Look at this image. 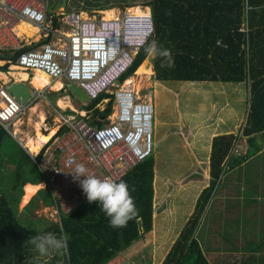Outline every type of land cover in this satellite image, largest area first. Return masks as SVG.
<instances>
[{"label":"trees","instance_id":"trees-1","mask_svg":"<svg viewBox=\"0 0 264 264\" xmlns=\"http://www.w3.org/2000/svg\"><path fill=\"white\" fill-rule=\"evenodd\" d=\"M145 4L151 8L154 32L118 78L119 83L133 70H142L144 60L150 58L160 80H234L247 82L250 87L248 115L241 132L212 137L208 184L199 193L188 225L161 264H264V252L260 250L264 248V149L259 150L255 141L264 130V0H148ZM88 9L83 6L81 11ZM50 39L42 38L13 50L0 49V59L4 60L0 71L9 63L15 64L22 50ZM152 41L170 50L172 67H161L164 58H153L145 52ZM105 95L110 94H98L81 109L92 110ZM111 111L110 100L102 111L94 109L92 114L105 118ZM243 135L248 140L245 147L238 143ZM6 137L0 139V144ZM236 143L237 150L233 149ZM153 161L151 153L115 180L127 183L138 209L135 219L120 228L110 226L98 202L90 204L87 200L70 213L61 214V223L48 221L49 225L30 227L17 214V203L22 184L40 182L41 174L36 171L25 175L18 170L3 191L0 180V264H21L33 255L30 249L34 246L28 239L48 232L69 236L65 263L60 264H103L125 252L153 230ZM243 162L239 181L221 180L220 173ZM43 189L49 191L43 202L52 204L49 188H39L28 201V209ZM205 230L210 231V237H202Z\"/></svg>","mask_w":264,"mask_h":264},{"label":"built area","instance_id":"built-area-1","mask_svg":"<svg viewBox=\"0 0 264 264\" xmlns=\"http://www.w3.org/2000/svg\"><path fill=\"white\" fill-rule=\"evenodd\" d=\"M51 4L53 0H0V49L22 47L36 41L32 39L36 35L37 40L50 37L19 52L15 62L26 70L46 71L52 79H61L62 86L63 79L76 83L90 101L102 92L110 94L101 97L92 110L81 109L73 115L61 112V134H54L37 151L27 152L60 218L87 200L79 182L73 180L76 164H84L90 175L116 180L153 150V102L140 100L128 86L116 85V80L152 36L154 24L148 12L122 9L114 18H97L66 7L55 13ZM20 22L37 27V33L19 35ZM5 84L0 82V127L10 132L8 127L26 106L15 100ZM47 87H36L32 97H46ZM110 100V114L105 118L96 114L95 120L102 124H93L88 115L94 109L102 111ZM237 148L238 143L233 149Z\"/></svg>","mask_w":264,"mask_h":264},{"label":"rangeland","instance_id":"rangeland-1","mask_svg":"<svg viewBox=\"0 0 264 264\" xmlns=\"http://www.w3.org/2000/svg\"><path fill=\"white\" fill-rule=\"evenodd\" d=\"M100 1L104 2L107 0ZM147 1L121 0L119 2V10L123 9L121 8L122 6L126 7L127 3L131 4V6L134 3H138L139 6L146 7L145 3ZM53 7L51 4V10ZM82 7L83 0H68L66 4V10L72 8L78 10ZM129 7L126 10H130ZM92 8L85 11L84 15L87 14L90 17L95 16L97 18L105 15L106 11L102 12L103 10ZM112 10L118 14L117 9ZM144 10L151 11V8L149 6ZM36 39L38 37L34 38V40ZM0 63H2L1 59ZM11 64L13 63L7 64V72L10 70L9 66ZM142 67L143 69L139 72H134L133 70L129 74L132 77V81L126 86L131 88L136 95H139L140 100H151L154 106L152 117L153 150L151 152L154 157L153 230L148 236L130 246L125 252L117 253L103 264H161L164 261L174 241L178 238L182 229L188 225V220L193 216L201 189L208 184L205 171L209 169V146L213 135L209 136L208 139L204 138V135L213 129H215V133H217V130L220 131L218 133L241 132L246 121V110L250 104L247 82H245L247 84L245 87V84L237 83L242 81L234 80H210L203 84H200V82L191 84V81L178 79L160 80L156 77L155 70L152 69L153 64L150 58L144 60ZM26 71L32 76V71ZM9 76L10 74H7L6 77L0 78V81H6ZM11 77L15 80H20L12 75ZM28 81L31 83L30 78ZM125 81L126 78H123L121 83L124 85ZM116 82V85L120 84L118 80ZM200 86H204L205 89L201 90ZM33 87L35 90L36 86L33 85ZM47 88L48 90L55 89L52 87ZM60 98H63L67 106L62 107L59 105ZM82 104L86 103H82L76 97L70 95L58 97L57 104H51L47 97L31 98L29 104L26 105L27 109L25 108L16 118L19 122L16 127L20 128L18 134H14L15 131L12 124L11 127H8L10 132H5L8 137L4 138L0 144L2 191L7 189L12 180H14L13 176H15L16 171L19 170L21 174L25 175H33L34 172H38L36 165L32 161L23 162L18 166L19 168L17 167L16 163L20 151L17 140L22 141L23 136L33 137L36 135V124L41 120V116H45V119L40 123L42 130L40 131L48 135V129L56 127L55 136L58 135V130L61 126L60 113H70L68 110H71L73 115L76 111L81 110ZM105 106V104L102 105V108ZM91 114L88 115L89 120H95L96 116L93 117ZM202 121L201 128L200 126L191 127L192 130L196 128L194 133L195 146L199 151L196 153L193 143H191V135L184 134L187 128L183 124L192 125ZM180 125H183V131H181ZM188 139H190L189 143L186 142ZM198 139H200V143ZM204 139H206V143ZM255 141L258 149L262 151L264 148V132H262V135L257 136ZM202 143H204L203 145L206 146V149L202 146L200 147ZM238 143L240 145L243 144V147L247 146V135H243ZM26 152H28L27 149ZM236 167L228 168L225 172L220 173L221 180L225 182L229 179L232 180L231 171L233 169L237 171ZM40 182H42L41 185L24 186L25 195H20L17 203V214H21L23 219H25L22 222L33 228L49 225L50 222L48 221L60 223V218L55 208L52 207L53 202L46 205L42 200V198L49 197L47 189H43L41 193L35 195L36 202L34 201L28 209V201L34 195H31L33 191L45 188L43 177ZM27 209L28 211L31 209V212H28ZM49 210L55 212L53 217H51ZM198 232H200V226ZM201 235L202 237H210V231L205 230ZM30 250L33 255L24 258L21 264L65 263L64 255H57L53 252L50 255L40 256L35 248Z\"/></svg>","mask_w":264,"mask_h":264},{"label":"clouds","instance_id":"clouds-1","mask_svg":"<svg viewBox=\"0 0 264 264\" xmlns=\"http://www.w3.org/2000/svg\"><path fill=\"white\" fill-rule=\"evenodd\" d=\"M145 52L153 58H164L161 61V67H172L170 50L161 48L156 41H152L145 48ZM71 173L73 180L79 182L83 193L86 195L87 202L90 204L93 202L99 203L101 211L109 218L111 227H125L128 221L135 219L138 215L134 198L131 196L125 181L117 182L107 177L102 179L95 175H90L84 164H76ZM68 240L69 236L66 233L57 236L52 232H48L31 236L28 239V243L34 246L40 256L50 255L53 252L62 256L67 251Z\"/></svg>","mask_w":264,"mask_h":264},{"label":"bare ground","instance_id":"bare-ground-1","mask_svg":"<svg viewBox=\"0 0 264 264\" xmlns=\"http://www.w3.org/2000/svg\"><path fill=\"white\" fill-rule=\"evenodd\" d=\"M146 7H148V6H146ZM146 7L139 6V4H138V6H136V7H134V6L133 7H129V9H130L129 11L136 12V13H141V12L151 13L150 10H144ZM105 15H106V18H114V17L117 16L116 12L114 10L105 12ZM32 26L29 23L20 22L17 25V33L19 35L21 33H25L26 36L32 37L38 31L37 27H35V26L32 27ZM9 67H10L9 72L0 73V77L1 78L6 77V74H10V75H12V76H14V77H16L18 79L30 78L32 84L35 85L36 87H42V86H45V85H49L50 87L52 86V88L58 89V88H60L62 86V81L60 79H52L50 77V75L46 71H43L40 68L33 69L32 70V76H31V75L28 74V72L26 71V69L24 67H22L21 65H19L17 63H15V64L13 63ZM131 81H132V77L131 76L127 77L124 86L125 85H129V83H131ZM59 105H61L62 107L67 106L66 103H64L63 98H60ZM70 105H71V103H70ZM31 112H33V111H31ZM43 119H45V116H41V120L39 121V123L36 124V129H37L36 137L35 138L27 137L23 141L24 146H26V148L31 150V151H37L38 148L41 146V143L49 141L50 138L53 136V134H55V132L57 131V128L48 129L49 134L48 135L43 134L41 132L42 130H41V127H40V123L43 121ZM31 120H32V118H31ZM18 123L19 122L16 119L13 122L15 133H18V130L20 129V128L19 129L16 128ZM23 194H24V191H23ZM49 211H50L51 217H53L55 212L53 210H49Z\"/></svg>","mask_w":264,"mask_h":264},{"label":"water","instance_id":"water-1","mask_svg":"<svg viewBox=\"0 0 264 264\" xmlns=\"http://www.w3.org/2000/svg\"><path fill=\"white\" fill-rule=\"evenodd\" d=\"M67 0H56L53 7V12L58 13L62 9L66 7ZM152 69H154L152 67ZM6 89L14 96L15 100L18 103H21L22 105H28L31 97L33 95L34 87L25 79L21 80H15L12 77H10L6 81ZM48 90V89H47ZM46 90V97L49 98V100L53 104L58 103V97H63L66 95L74 96L82 103H88L90 102L89 96L86 94V92L76 83L63 79V87L62 89H50ZM5 134V130L0 127V139ZM30 158L26 152V149H21L19 151V157L17 161V167L23 163V162H30Z\"/></svg>","mask_w":264,"mask_h":264},{"label":"crops","instance_id":"crops-1","mask_svg":"<svg viewBox=\"0 0 264 264\" xmlns=\"http://www.w3.org/2000/svg\"><path fill=\"white\" fill-rule=\"evenodd\" d=\"M113 1H115V3H113ZM121 1V0H120ZM120 1H118V0H107V1H104V2H102V1H100V0H98V1H96V0H83V6H85V7H90V8H92V7H94L95 9H100V10H103L102 12H104V11H106L107 12V10H112V9H117V11L119 12L120 10H119V6H120ZM135 4V3H134ZM128 6H130L131 7V4H126V7L125 6H122L121 8H123V9H126V8H128ZM132 6H133V4H132ZM113 7V8H112ZM103 8V9H102ZM109 8H112V9H109ZM93 9V8H92ZM107 9V10H106ZM78 10H81V9H78ZM85 11H87V10H83L82 12H83V14L85 13ZM87 15V14H86ZM117 15V14H116ZM105 16V15H104ZM106 17V16H105ZM32 26V25H31ZM33 27V26H32ZM37 33V32H36ZM35 37H38V35H36V36H34L32 39H34ZM37 40V39H36ZM2 60V63L4 62V60L3 59H1ZM2 63H0V64H2ZM9 72V71H8ZM0 73H7V70L5 69V70H2V71H0ZM7 75V74H6ZM11 77V75L8 77V79ZM1 78V77H0ZM7 79V80H8ZM28 79L29 78H27V79H25L26 81H28ZM57 79H59V78H57ZM6 80V81H7ZM21 80V79H20ZM61 80V79H60ZM31 81V80H30ZM208 81H210V80H193V81H191V84H195V82L197 83V82H200V84H203V83H205V82H208ZM211 81H213V80H211ZM215 81V80H214ZM0 82H4V81H0ZM32 83V82H31ZM237 83H243V84H245V87L247 86V84L245 83V82H237ZM48 87H50L49 85H48ZM52 87V86H51ZM63 86H61L60 88H62ZM244 87V88H245ZM248 87V92H249V98H250V87H249V85L247 86ZM60 88H58V89H60ZM201 90H204L205 89V87L204 86H200L199 87ZM187 90H188V87H187ZM245 91H246V89H245ZM244 91V92H245ZM247 92V91H246ZM246 92H245V94H246ZM248 109H249V106H248V108H247V110H246V118H247V115H248ZM206 120V119H205ZM246 120V119H245ZM179 121H180V119H179ZM203 123V121L202 122H200V123H198V124H196V123H194V124H192V125H189L188 123H186V124H183L184 126H186V128H187V130L185 131V133L184 134H188L189 136L191 135V137H192V140H191V143H193V146H194V149H195V151H196V153L197 152H199L198 151V149L196 148V146H195V136H194V133H195V131H196V128H194V130H192L191 129V127H198V126H200V128L202 127L201 126V124ZM183 125H180L181 127V131H183ZM194 125V126H193ZM17 128V127H16ZM56 128V127H55ZM18 129V128H17ZM53 129V128H52ZM214 130L215 129H213V130H211L210 132H208L207 134H205L204 135V138H209V136H211V135H215V134H218V132H220L219 130H217V133H215L214 132ZM19 131V130H18ZM213 132V133H212ZM262 132H264V130L262 131ZM262 132H260L257 136H260V135H262ZM215 133V134H214ZM14 134H16V133H14ZM18 134V133H17ZM48 134H49V132H48ZM5 135V134H4ZM3 135V136H4ZM36 135H37V129H36ZM36 135H34L32 138H35L36 137ZM46 135V134H45ZM2 136V137H3ZM27 137H31V136H23V138L21 139L22 141H18L17 140V143H18V145H19V148H20V150L21 149H27L26 148V146H24V143H23V141L27 138ZM189 140L190 139H188V140H186V142H188L189 143ZM199 140V143H200V139H198ZM204 141H205V143H206V139H204ZM46 142H42L41 143V146H42V144H45ZM204 143H202V144H200V147L202 146L204 149H206V146L205 145H203ZM40 146V147H41ZM209 148H210V146H209ZM258 148V147H257ZM264 149V148H263ZM29 149H27V151H28ZM29 151H31V150H29ZM201 156V155H200ZM201 160V159H200ZM198 161V160H197ZM245 163L246 162H243L241 165H236L237 167H236V169H237V171H234V169L231 171V175H232V180H234V182L235 181H239L238 179H237V177L239 176V175H242L243 174V170H244V168H245ZM156 167V166H155ZM228 169V168H227ZM206 175H207V180H209V169H207L206 171ZM241 172V173H240ZM241 180H242V178H241ZM41 183L42 182H38V183H32V182H29V181H26V182H24V186H26V185H32V186H34V185H41ZM24 186L22 185V195L24 196L25 195V191H24V194H23V190H24ZM36 190V189H35ZM34 190V191H35ZM34 191H33V193L31 194V195H33L34 194ZM30 195V196H31ZM23 196H22V198H23ZM22 198H21V202H22ZM204 238V237H203ZM203 241H205L206 242V240H203ZM260 250H261V252H264V248H260Z\"/></svg>","mask_w":264,"mask_h":264},{"label":"flooded vegetation","instance_id":"flooded-vegetation-1","mask_svg":"<svg viewBox=\"0 0 264 264\" xmlns=\"http://www.w3.org/2000/svg\"><path fill=\"white\" fill-rule=\"evenodd\" d=\"M48 98V97H47ZM51 104H52V102H51Z\"/></svg>","mask_w":264,"mask_h":264}]
</instances>
